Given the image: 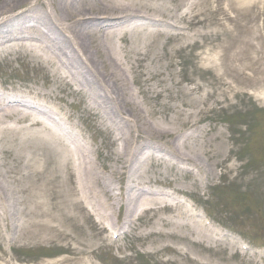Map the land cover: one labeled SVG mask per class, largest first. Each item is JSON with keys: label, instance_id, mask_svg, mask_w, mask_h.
Wrapping results in <instances>:
<instances>
[{"label": "rangeland", "instance_id": "374dc122", "mask_svg": "<svg viewBox=\"0 0 264 264\" xmlns=\"http://www.w3.org/2000/svg\"><path fill=\"white\" fill-rule=\"evenodd\" d=\"M8 5L13 4L0 5V11ZM243 25L247 40L259 36L264 56V0L244 5L232 24L236 52ZM201 32L198 43L182 48L179 40H153L142 64L136 62L134 38L133 44L117 41L130 60L124 73L140 107L128 116L112 115L117 134L132 135L130 178L117 162L121 140L110 144L96 124L100 119L83 109L79 97L50 85L53 96L74 102L67 106L58 100L72 115L70 128L76 125L86 134L94 148L91 159L113 186L98 195L100 200L88 194L92 203L81 201L83 193L8 191L15 216L8 225L0 220V264H264V78L252 76L264 69V59L257 64L246 60L252 66L241 74L237 63L238 72L227 75L230 59H206L232 33L225 35L218 27L210 36ZM249 53L255 56L251 48ZM23 62L0 58V85H46L45 71ZM163 130L171 134L159 136ZM176 138L186 142L180 154L201 164L195 174L186 171L190 166L177 160L171 146L169 152L168 142ZM142 143L146 155L138 153ZM97 147L100 151L93 154ZM128 184L137 191L132 195L139 204L135 213Z\"/></svg>", "mask_w": 264, "mask_h": 264}, {"label": "bare ground", "instance_id": "6f19581e", "mask_svg": "<svg viewBox=\"0 0 264 264\" xmlns=\"http://www.w3.org/2000/svg\"><path fill=\"white\" fill-rule=\"evenodd\" d=\"M30 1H0L2 6L13 4L0 11V58L12 56L23 60L31 69L41 68L45 71V83L47 81L41 88L0 85V220L7 225L15 216L10 209L12 197L8 191L54 195L83 193L81 201L92 203L88 194H96L100 200L98 195L113 186L103 180L98 165L90 156L94 148L75 124V128H70L72 115L58 100L63 102L64 99L68 106L74 102L56 93L53 96L50 85L61 86L79 97L83 109L100 119L96 124L100 132L106 133L110 144L117 145L121 140L120 149H116L120 157L117 162L127 169L130 178L131 155L134 154L132 135H118L114 118L117 114L128 116L140 112V107L124 73L125 61L130 64V60L126 59L128 56L124 55V48L118 47L117 41L128 44L134 38L136 62L142 64L148 58L144 49L155 39L179 40V48H182L198 43L202 29L207 30L204 35L210 36L211 28L218 27L224 29L225 35L232 33V37L215 45V52L206 59L208 62L221 57L225 61L230 59L225 69L229 75L238 72L237 63L242 64L241 74L252 66L246 60L257 64L264 59L262 48L256 42L259 36L255 33L253 40H247L244 25L238 30V33L243 32L239 36L238 52L232 42L238 35L232 24L239 19L244 5L257 0H36L35 4ZM28 2L29 5L20 9ZM250 48L255 56L250 55ZM221 65L226 66V62ZM260 75L264 78V69H255L252 76L259 81ZM226 84L233 89L227 79ZM188 90L192 92V88ZM170 134V130H163L158 135ZM185 144L178 138L173 139L168 142L169 152H172L171 146L177 160L190 166L186 171L195 174L194 169L201 164L180 154ZM146 146L142 143L138 153L146 155ZM99 151L97 148L93 154ZM6 155L11 159H5ZM125 189L131 196V204L136 200L134 197L132 201V195L137 191L134 192L130 184ZM120 190L123 191V187ZM139 196H142L140 192ZM123 203L121 199V205ZM138 205L133 202L134 213Z\"/></svg>", "mask_w": 264, "mask_h": 264}]
</instances>
